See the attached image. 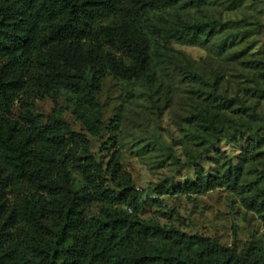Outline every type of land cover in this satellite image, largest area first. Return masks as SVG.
<instances>
[{
    "label": "trees",
    "instance_id": "1",
    "mask_svg": "<svg viewBox=\"0 0 264 264\" xmlns=\"http://www.w3.org/2000/svg\"><path fill=\"white\" fill-rule=\"evenodd\" d=\"M178 4L0 0V264H264V246L255 242L239 252L143 219V199L118 151L106 164L91 151L88 135L104 129L97 100L102 72L154 81L143 27L151 10ZM113 19L122 20L118 28L104 25ZM165 36L200 45L211 41L213 31L179 23ZM60 89L76 96L74 111L85 133L61 118L44 123L32 109L37 94L44 91L56 103ZM206 120L207 130H216V118ZM193 165L197 179L179 188L183 194L223 186L241 191L237 169L215 177L196 160ZM243 202L264 220V199Z\"/></svg>",
    "mask_w": 264,
    "mask_h": 264
},
{
    "label": "rangeland",
    "instance_id": "2",
    "mask_svg": "<svg viewBox=\"0 0 264 264\" xmlns=\"http://www.w3.org/2000/svg\"><path fill=\"white\" fill-rule=\"evenodd\" d=\"M148 19L143 31L155 80L102 72L97 100L104 129L100 136L88 135L91 151L104 164L118 151L143 199V219L214 238L239 252L250 242L264 246V220L243 202L264 199V0H179L151 10ZM179 23L212 29L213 37L200 45L162 39L167 27ZM56 93V103L44 91L33 97L34 112L44 123L61 118L85 133L74 111L76 96L65 89ZM212 117L216 130L208 131L206 119ZM195 160L205 175L237 169L242 192L227 186L180 192L197 179Z\"/></svg>",
    "mask_w": 264,
    "mask_h": 264
}]
</instances>
